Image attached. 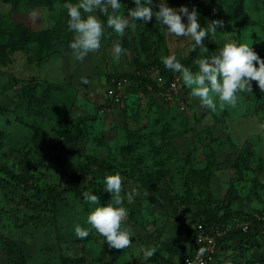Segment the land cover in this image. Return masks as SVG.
Wrapping results in <instances>:
<instances>
[{"label": "rangeland", "instance_id": "1", "mask_svg": "<svg viewBox=\"0 0 264 264\" xmlns=\"http://www.w3.org/2000/svg\"><path fill=\"white\" fill-rule=\"evenodd\" d=\"M78 2L49 0L34 6L0 0V163L20 172L29 161L21 179L0 171V231L21 244L25 264H66L63 259L68 264H142L143 250L152 246L151 264H176L186 235L193 238L189 227L196 234L198 225H205L201 217L225 205L264 213V92L256 82L252 93H238L235 108L226 105L221 111L217 105L215 113L202 108L182 82L183 110L135 78L168 79L176 72L164 66L162 57L186 59L194 41L169 36L155 16L149 22L133 21L128 10L134 0H120V14L135 28L120 37L96 10L93 14L105 27L101 47L78 61L69 48L74 33L68 31L65 8ZM159 2L152 0L153 12ZM205 2L165 0L173 9L195 8L198 21ZM211 7L201 27L216 20L224 26L209 32L204 56L228 39L264 55V0H238L234 10L214 0ZM115 43L125 50L119 58ZM199 58L200 49L187 65L194 73ZM127 73L134 75L126 82V95L113 102L108 81ZM82 77L89 83H82ZM69 136L73 141L62 145ZM208 150L218 164L210 188L201 176ZM107 164L123 178L119 206L127 210L125 226L133 232L131 246L123 250L110 249L87 223L97 205L74 193L55 202L48 195L57 184L99 185ZM132 188L137 195L129 203L126 193ZM97 196L100 205L112 202ZM76 225L89 230L86 239L75 235ZM218 250V264H264V229L236 234ZM0 264H12L1 240Z\"/></svg>", "mask_w": 264, "mask_h": 264}, {"label": "clouds", "instance_id": "2", "mask_svg": "<svg viewBox=\"0 0 264 264\" xmlns=\"http://www.w3.org/2000/svg\"><path fill=\"white\" fill-rule=\"evenodd\" d=\"M135 7L128 10V17L133 21L149 22L155 16L167 29V34L173 37H190L194 41L192 51L200 48L202 58L195 61L198 71L192 72L181 64L176 56L162 57L164 66L176 73L181 74L183 85L190 90V95L197 98L200 106L215 113L217 105L223 111L225 106L235 108L238 103V93H252V82L255 81L261 92H264V60L247 43H238L228 39L223 47L211 56H204L208 48L204 40L209 32L216 33L217 28H223L224 22L213 21L207 28H202L198 22V12L195 8L191 11L187 7L173 9L165 0L158 3V11L153 12L152 0H134ZM67 15V28L74 33L69 43L73 57L83 61L89 53L99 51L101 39L104 35V23L93 13L99 10L107 16V27L113 29L122 37L125 29L130 26L134 29L135 24L130 25L128 18L120 14V0H79L78 3L65 4ZM85 15H82V11ZM111 10V12H109ZM187 18V23L183 22ZM113 52L119 58L125 50L119 43L113 45ZM258 65V67H257ZM84 84L89 83L85 77L81 78ZM105 191L111 194V201L107 205H100V198L89 192H84L86 202L97 205L87 216V223L96 233L102 236L110 249L123 250L132 244L133 232L125 226L128 212L122 205L123 178L119 173L109 174L104 178ZM137 195V189L132 188L126 193L129 203ZM89 230L80 225L75 226V235L79 239H86ZM204 250L202 249L201 252ZM156 252V247L143 250L144 259H150Z\"/></svg>", "mask_w": 264, "mask_h": 264}, {"label": "trees", "instance_id": "3", "mask_svg": "<svg viewBox=\"0 0 264 264\" xmlns=\"http://www.w3.org/2000/svg\"><path fill=\"white\" fill-rule=\"evenodd\" d=\"M2 2H9L11 4H17L19 2H25V3H30L34 6H38L41 4H44L45 2L49 1V0H1ZM53 1H62V0H53ZM214 0H206L205 5H204V9L202 11L201 17L199 19V24L200 26L202 25V23L204 22V20L210 16L212 14V7H211V3ZM220 5L223 6L224 9L226 10H234L237 7V3L238 0H219ZM144 43L146 46H148L147 41H145L144 39ZM200 48L197 47L195 51H191L189 56L186 59H177L181 64H183L185 67H187V65L191 62V60L194 58V56L196 55V53L198 52ZM254 50V49H253ZM255 51V50H254ZM256 52V51H255ZM258 54V56L264 60V55L256 52ZM175 74V73H173ZM172 74V75H173ZM134 74L132 73H127L123 76H116L113 77L111 79H109L108 81V85L112 83L113 79H123L126 76L128 77V79L131 78V76H133ZM171 75V76H172ZM168 77V81L171 78ZM140 79L135 78V81L138 83V85H140L139 82H141V80L145 81V85L150 84V86L153 88V90L155 91H160L163 88L166 87L167 84H165L164 86H160L157 82L156 79H150L148 77H144L143 75H140L139 77ZM127 79V78H126ZM108 87V86H107ZM26 88H30L29 85H26ZM74 139V136H69L68 138H64L61 141V144H68L71 143ZM206 164L204 166V168L201 170V176L202 179L204 181V184L206 185L207 188H210L211 186V181H212V176L214 171L218 168V164L216 161V157L215 154L212 150H208L206 151ZM29 161H26V164L24 165V167L22 168V170L20 172H14L12 170H10L5 164L0 163V171L6 173L7 175H9L10 177H12L13 179H21L23 178L29 170ZM107 169H106V174L102 177L101 182L99 183V185L97 186H91L90 184L84 185V184H80L79 182H73V183H67L63 186L61 185H54L48 188V195L50 197V199L55 202L56 198L59 196H62L66 193H74L78 196H81L82 198H84L83 193L84 192H89L91 194L94 195H101V196H106V197H111V194L105 191V184H104V178L106 175L109 174H113V170L111 165L107 164L106 165ZM255 213L264 215V213L260 212V211H250V212H245V211H241V210H235L232 207H230L229 205H225L222 208L217 209L216 211H214L213 213L206 215L205 217H201L199 220H201V222L205 223V226H218L220 229H225L226 227H230V229L226 230L219 238H218V247H217V251L215 253V260L214 262H211L209 264H218L220 259L222 258L221 255H218L219 250L223 243L226 242L227 240H229L232 236H235L236 234H244L246 235H252V233H258L260 230H262L264 228V223L263 221H259L258 219H256V217L254 216ZM234 217H239V219L241 220H247L250 223V227L248 230L243 231L241 229H238L237 227H234ZM192 229V235L193 238L191 239L190 236V232L186 235L184 242H183V247L180 251V254L178 256L177 259V263L176 264H182L183 258L185 255L187 254H191V252H194L195 250H198L199 248L203 247L202 245H197L195 243V230L192 227H189V231H191ZM0 240L3 242L4 247L7 251V254L10 257V260L12 261V264H25L26 263V253L23 249V247L21 246V244L17 241H15L14 239L4 235L1 231H0ZM225 252V251H223ZM222 254V253H221ZM232 254V253H231ZM225 255L227 256V254L225 253ZM155 255L152 256L150 259L145 260L142 264H151V262L154 260ZM70 262L69 259H63V263L68 264Z\"/></svg>", "mask_w": 264, "mask_h": 264}, {"label": "built area", "instance_id": "4", "mask_svg": "<svg viewBox=\"0 0 264 264\" xmlns=\"http://www.w3.org/2000/svg\"><path fill=\"white\" fill-rule=\"evenodd\" d=\"M130 81L129 79H113L112 83L107 87V95L113 102L121 101L126 95L125 88L126 82ZM156 80L160 86L166 87L160 90L164 95L166 101L170 104L178 105L181 109L185 110L187 105L185 98L183 96V85L181 76L177 73L173 74L169 81L164 79L162 75H158ZM254 216L259 221L264 223V215L255 213ZM234 227L246 231L250 227V223L247 220H241L239 217H234ZM199 230L195 234V243L197 245H202L203 247L191 252L184 256L182 264H209L214 262L215 253L218 247V238L230 227H226L224 230L220 229L218 226H202L198 225ZM264 229V228H263ZM204 250L201 252V250Z\"/></svg>", "mask_w": 264, "mask_h": 264}]
</instances>
